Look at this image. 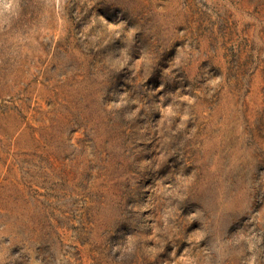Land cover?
I'll use <instances>...</instances> for the list:
<instances>
[{
  "label": "rangeland",
  "instance_id": "obj_1",
  "mask_svg": "<svg viewBox=\"0 0 264 264\" xmlns=\"http://www.w3.org/2000/svg\"><path fill=\"white\" fill-rule=\"evenodd\" d=\"M0 264H264V0H0Z\"/></svg>",
  "mask_w": 264,
  "mask_h": 264
}]
</instances>
